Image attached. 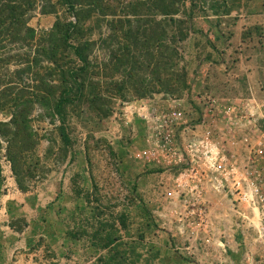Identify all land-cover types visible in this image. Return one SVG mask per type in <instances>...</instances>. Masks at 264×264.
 I'll return each mask as SVG.
<instances>
[{"label": "rangeland", "instance_id": "obj_1", "mask_svg": "<svg viewBox=\"0 0 264 264\" xmlns=\"http://www.w3.org/2000/svg\"><path fill=\"white\" fill-rule=\"evenodd\" d=\"M108 1L120 12L136 0ZM175 6V20L163 22L178 52L171 64L176 78L168 81L174 90L111 96L101 105L110 107L105 112L78 104L66 116L65 140L56 118L33 111L37 161L30 175L23 172L25 188L15 181L0 136V264H264V247L250 227L228 231L226 224L208 223L185 233L194 225L185 227L170 203L151 193L160 169L135 154L147 145L148 116L164 105L179 102L192 122L211 114L203 95L230 99L231 118L248 95L264 101V0H178ZM55 17L71 19L62 0H34L27 24L39 32ZM99 22L90 20L92 37L104 29ZM121 78L132 82L117 73ZM9 116L10 108L0 107V121ZM251 122L234 131H250L254 147L262 120ZM103 235L113 241L99 245Z\"/></svg>", "mask_w": 264, "mask_h": 264}, {"label": "trees", "instance_id": "obj_2", "mask_svg": "<svg viewBox=\"0 0 264 264\" xmlns=\"http://www.w3.org/2000/svg\"><path fill=\"white\" fill-rule=\"evenodd\" d=\"M33 1L0 0V107L10 108V116L0 121V136L20 188H25L23 172L30 175L37 161L33 111L56 118L65 140L66 116L78 104L105 112L110 107L101 110V105L111 96L174 90L168 81L176 78L171 64L178 54L171 44L175 34L163 24L174 19L178 0H136L120 12L108 0H62L71 19L55 17L39 32L27 24ZM191 12L189 7L187 18ZM92 19L104 25L96 37ZM179 30L173 31L181 35ZM117 73L132 82L124 85ZM106 237L98 238L99 245L113 241Z\"/></svg>", "mask_w": 264, "mask_h": 264}, {"label": "built area", "instance_id": "obj_3", "mask_svg": "<svg viewBox=\"0 0 264 264\" xmlns=\"http://www.w3.org/2000/svg\"><path fill=\"white\" fill-rule=\"evenodd\" d=\"M202 97L211 114L201 112L192 122L179 102L148 116L147 145L135 154L145 165L160 169L162 178L151 193L170 203L172 215L186 221L185 227L194 225L187 232L197 233L208 223L226 224L228 231L250 227L264 247V101L248 95V102L237 108V118H231L235 107L230 99ZM254 119L262 120V126L252 147L250 131L234 130L251 128ZM218 241L212 243L224 244Z\"/></svg>", "mask_w": 264, "mask_h": 264}, {"label": "crops", "instance_id": "obj_4", "mask_svg": "<svg viewBox=\"0 0 264 264\" xmlns=\"http://www.w3.org/2000/svg\"><path fill=\"white\" fill-rule=\"evenodd\" d=\"M243 60H244V58H243ZM163 202H165V200H163ZM175 202L178 203V201H175ZM209 227H214V225L211 226V224H209V226H208L207 228H209ZM204 228H205V227H203L202 229H204ZM187 229H188V228H185V230H184L185 233L187 232ZM199 233H200V232H199ZM201 233H202V232H201ZM210 233H211V232H210ZM215 240H217V239H215ZM215 240H214V241H215ZM214 241H213V242H214ZM218 242H219V241H218ZM219 243H220V242H219Z\"/></svg>", "mask_w": 264, "mask_h": 264}]
</instances>
